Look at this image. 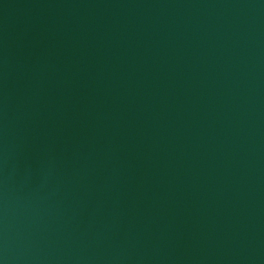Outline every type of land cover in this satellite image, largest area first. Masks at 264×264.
I'll return each mask as SVG.
<instances>
[{"label": "water", "instance_id": "water-1", "mask_svg": "<svg viewBox=\"0 0 264 264\" xmlns=\"http://www.w3.org/2000/svg\"><path fill=\"white\" fill-rule=\"evenodd\" d=\"M0 264H264V0H0Z\"/></svg>", "mask_w": 264, "mask_h": 264}]
</instances>
